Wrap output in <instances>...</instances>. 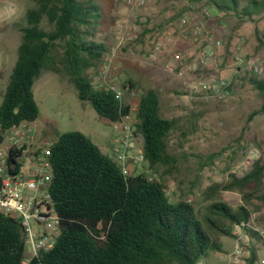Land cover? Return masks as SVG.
<instances>
[{
    "label": "trees",
    "instance_id": "16d2710c",
    "mask_svg": "<svg viewBox=\"0 0 264 264\" xmlns=\"http://www.w3.org/2000/svg\"><path fill=\"white\" fill-rule=\"evenodd\" d=\"M33 1L34 8L25 13L17 58L0 104V131L37 120L32 87L42 70L65 74L78 99L88 102L98 116L115 122L129 114L127 104L112 92L95 87L87 75L89 69L102 66L108 52L106 44L96 40L104 23L100 4L95 0ZM207 2L247 18L264 10V0H248L240 8L237 0H230L232 9L216 0ZM146 32L143 29L140 37ZM249 82L264 93V78H249ZM127 87L134 89L131 82ZM257 114L252 112L247 122ZM177 124L176 119L159 116L155 90L139 96L133 136L142 138L141 155L150 167L173 162L166 140ZM17 154L14 149L8 151L9 173ZM47 160L51 169L48 193L58 217L59 235L50 250L39 251L28 264H199L210 251L219 250L211 235L234 239L236 226L253 241L244 264L257 263V246L264 236L255 231L252 212L245 205L252 199L264 204L262 159L241 177L231 175L218 188L238 191L245 205L234 209L213 202L210 215L202 222L191 204L170 202L162 182L145 174L125 175L80 132L60 134L48 148ZM24 252L22 227L0 213V264H21Z\"/></svg>",
    "mask_w": 264,
    "mask_h": 264
},
{
    "label": "rangeland",
    "instance_id": "374dc122",
    "mask_svg": "<svg viewBox=\"0 0 264 264\" xmlns=\"http://www.w3.org/2000/svg\"><path fill=\"white\" fill-rule=\"evenodd\" d=\"M95 1L104 15L96 36L108 48L103 64L109 63L110 79L120 90L123 103L129 106L132 120L135 121L139 96L151 89L159 97V116L176 119L177 126L180 124L166 140L173 162L168 166L157 165L150 174H143L163 183L170 202L191 204L201 222L210 215L213 202L234 209L245 205L238 191L218 188L226 185L231 175L241 177L249 171L252 165L247 167L246 160L251 147L256 150L257 159L264 160V93L249 82V78L263 79L264 70L256 75L245 70L246 65L256 60L264 61V10L247 18L219 10L207 0H146L139 7L128 6L127 0ZM247 1L237 0L239 8ZM216 2L232 9L230 0ZM189 4L195 9L189 10ZM34 6L33 0H0V104L17 58L25 13ZM181 17H186L185 24L180 23ZM166 19L177 21L180 27L174 28L172 24L166 30L163 24ZM143 29L148 36L141 38ZM168 32L170 35H166ZM208 37L224 42L215 50L222 64L217 71L213 63L194 70L191 64L203 52ZM236 56L245 62L239 72L242 83L234 85L229 97L216 101L191 94L189 86L212 78L234 77ZM168 66L174 69L173 73L167 71ZM101 68L87 71L95 85L100 82ZM179 71L182 77L177 75ZM128 82L133 83L134 89H128ZM32 92L39 115L31 124L41 141L53 144L60 134L76 131L103 152L116 146L114 140L122 134L113 129V122L98 116L88 102L78 99L65 74L42 70L34 80ZM255 111L258 114L247 122ZM142 145V138L137 136L135 145L127 149V156L138 157ZM147 166L146 160L135 162L136 172L132 175L142 174ZM245 206L252 212L254 229L264 235V204L252 199ZM233 234L234 239L211 235L219 250L210 251L199 264H244L253 241L237 226ZM237 244L242 254L234 257ZM257 247L256 264H262L264 242Z\"/></svg>",
    "mask_w": 264,
    "mask_h": 264
},
{
    "label": "built area",
    "instance_id": "2783aa9c",
    "mask_svg": "<svg viewBox=\"0 0 264 264\" xmlns=\"http://www.w3.org/2000/svg\"><path fill=\"white\" fill-rule=\"evenodd\" d=\"M126 2L130 7H139L145 5L146 0H127ZM188 9L193 10L195 7L193 4H189ZM203 13L208 15L206 10ZM179 21L181 24H185L186 17H181ZM194 34L197 35L199 32ZM223 44V41L208 37L203 52L191 64V68L195 70L198 66L213 63V68L217 71L221 61L218 60L215 50L222 47ZM234 62L236 64L234 77L229 79L212 78L189 86L191 94L216 101L229 97L234 90V85L242 83V80L239 79V72L245 64L238 56L234 58ZM245 68L251 74H259L264 70V61L256 60L254 64L246 65ZM110 70L109 63L105 62L99 71L100 82L98 85L94 83L93 85L112 92L116 99L122 101L120 90L115 85V81L110 79ZM167 71L173 73L174 69L168 66ZM177 75L182 77L183 73L179 71ZM130 94L134 95L133 92ZM133 123L130 113L113 122V129L122 135L114 140L116 146L112 148L108 157L117 163L125 175L127 172V149L134 139ZM0 135L2 136L0 143V213L17 220L22 227L25 252L21 264H28L39 251L50 250L59 235L58 217L48 193L51 169L47 156L48 148L52 144L38 139L32 124L28 122H22L5 131H0ZM10 149H14L18 153V157L13 158L16 163H11L9 168L11 173L8 172L7 161ZM247 153L246 166L249 167L258 157L253 147ZM136 159L138 162L143 161L141 154ZM241 254L242 251L237 244L232 256L238 257ZM261 263L264 264V260Z\"/></svg>",
    "mask_w": 264,
    "mask_h": 264
},
{
    "label": "crops",
    "instance_id": "0c3cea01",
    "mask_svg": "<svg viewBox=\"0 0 264 264\" xmlns=\"http://www.w3.org/2000/svg\"><path fill=\"white\" fill-rule=\"evenodd\" d=\"M163 24H164V28L166 29L167 27H169V26H172V24H174V28H179L180 26H179V24H177V21H174L173 23L172 22H169V20L168 19H166V21L165 22H163ZM170 29V32H172V30H171V28H169ZM173 29V28H172ZM167 30V29H166ZM165 32V31H164ZM174 33V32H173ZM177 33V32H176ZM148 33L146 32V35H145V37L146 36H148L147 35ZM166 35H170V33L168 32ZM174 35H177V34H173V35H171V36H174ZM221 64H222V62H221ZM213 69H215V68H213ZM135 139H136V137H134V139L131 141V143H130V147H133L134 145H135ZM101 151V150H100ZM104 155H106V156H109V154L112 152V147H107L106 148V150L103 152V151H101ZM139 154H141V153H139ZM137 156L136 157H134V158H132V157H128V159H127V161H126V169H127V172H126V175H128V176H135V175H132V174H135V172H136V168L135 167H133V164L136 162V163H142V162H144L145 160H143L142 162H138L137 161ZM152 168L153 167H150L149 166V163H148V166H147V168H146V170L144 171V172H141L142 174L143 173H146L147 175L148 174H150V172H151V170H152Z\"/></svg>",
    "mask_w": 264,
    "mask_h": 264
},
{
    "label": "water",
    "instance_id": "95a60500",
    "mask_svg": "<svg viewBox=\"0 0 264 264\" xmlns=\"http://www.w3.org/2000/svg\"><path fill=\"white\" fill-rule=\"evenodd\" d=\"M1 141H2V136L0 135V143H1Z\"/></svg>",
    "mask_w": 264,
    "mask_h": 264
}]
</instances>
